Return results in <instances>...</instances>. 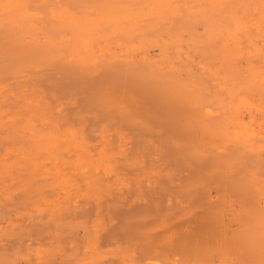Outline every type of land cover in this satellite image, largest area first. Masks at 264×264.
Masks as SVG:
<instances>
[{"label":"rangeland","instance_id":"rangeland-1","mask_svg":"<svg viewBox=\"0 0 264 264\" xmlns=\"http://www.w3.org/2000/svg\"><path fill=\"white\" fill-rule=\"evenodd\" d=\"M54 1L56 2L48 0V3L47 0H42L41 2L43 3H40L41 5L36 7L35 5H39L40 0L28 1L30 3H27L26 9L29 10V13H34L35 15L25 24L24 34L19 35L16 31H12L6 23L0 29V41L3 43H0V51H2L0 54V91L4 89L1 91L2 94L0 93V118L3 119H0V171L2 172H0V264H264V85L260 81L263 80L264 83V74H259L256 77L254 74L247 75L245 73L247 65L257 66L256 68L263 67L264 55L257 58H262L257 61L253 60L256 59L254 57L249 58L251 60L246 62L243 56L241 58L245 62L241 61V58H239L241 62H234L238 65L236 66L239 71V78L235 77V79H242L248 76L247 80L251 81L250 84L253 83L251 84V86L253 85L252 87L242 88L241 90L232 84L233 81H236L233 80L234 78L231 79L234 76H227L228 74H225V70L223 69V71L219 67L218 63L220 61L217 59V54L222 45L219 40H213L215 42H213L214 45L212 42L207 43L208 46L205 45L206 48L204 47L202 52L204 55L210 52L209 48L211 47V53H213V49L218 51H214L215 56H212L211 53L210 55L207 54V57L211 56L208 59H204L206 56L203 57L204 55L194 52L195 50H193L191 45L189 47L191 40L189 43L187 41L191 39L190 33L197 38L202 36L198 38L200 41L201 39L205 40L206 32L201 29V27H204L202 23H200L202 25L199 22L195 24L197 21L192 20L193 25H191L188 20L187 22L190 23L191 27H186V30L194 28L192 26L196 25L194 29L197 32H186L184 26H189V23L181 27L185 31L179 32L178 26L170 27L169 24L172 23L166 20L168 18H163L162 21L165 20V23L162 21V23L160 21V23H153L154 21L150 20L152 19L151 17L148 15L147 17L149 18L144 17L146 13H142L143 16L139 19L138 23V25L141 24V30L138 26L139 31L134 32L130 28L131 25H129V27H126V30L122 28V34H124L123 30H125L129 35L125 33L123 38L122 34L119 33L120 35H118L117 32L116 34L119 36L117 38L114 35L115 31L121 30L120 27L118 29L117 27L120 24H123V27H125L127 20H124L126 22L119 21L120 23L118 22L117 27H114L113 24L111 25L109 16L112 17L115 14L112 7L110 13L113 12V14H107V21L109 22L107 23L105 20L109 24V27H105V22L98 23L100 19L97 20L98 22L95 20L94 16L99 15L96 11L97 5L95 6L94 4V12L93 10L90 11L92 9L90 7L92 3H88L90 0L88 2L85 0H74V3L70 1L71 5L69 0H58V3L57 0ZM93 1L91 2L98 3L99 1L100 3L102 2L101 4L105 2L112 6L121 4L120 0L118 2L117 0ZM147 1L141 0L139 3L138 1L136 2L140 7ZM179 1L176 0V3L178 2L176 6L181 2L183 3L184 0ZM195 1L200 2L199 4L203 2V5L206 7L210 2V0ZM45 2L48 4L45 5ZM81 2L84 3L82 4ZM123 2L125 1L123 0ZM185 2L183 5L180 4L182 5L180 10L183 14L180 13L181 11H178V14L177 12L174 13V17L176 16L177 19L173 21V17L171 18L173 24L180 26L181 23H186L183 22L187 18L183 7L185 6ZM194 2L192 4L196 3ZM55 3L57 5L62 4V7H65L66 4L67 10L71 8V12H68L69 15L71 13L70 16H73V19H76L74 20L77 22V27L83 28L84 26L83 29L80 28V36L82 38L86 33L90 35L86 34L87 38L86 36L83 39L78 38L77 34L79 35V30H76L75 27L56 25L53 20V23H51L47 18V13L49 15L48 10L53 9V6L57 7V5H54ZM132 3L133 6L135 2ZM176 3L174 1L171 6L177 8L174 6ZM50 4H52V8ZM47 5L50 6L47 7ZM82 5L84 6L83 9H79V7L82 8ZM132 8L136 11L138 6L137 8ZM86 11H89L88 15ZM74 13L75 15L80 14V19ZM100 13L102 12L100 11ZM166 15L164 14L165 17ZM182 15L184 16L182 17L183 19L181 18ZM179 18L183 21H179ZM83 19L86 22L89 20L92 27L89 23V27L85 23L82 25ZM79 20L81 21L79 22ZM103 24H105L104 27ZM52 26L57 29L59 28V31L55 29V32H53L54 27L52 28ZM142 27L148 31L146 36L148 33L150 34L147 36L149 38L143 35L144 38L146 37V39H143V43L145 44L148 41L149 43H146L147 46L140 43L139 47L138 42L142 38L139 40L138 36L141 35L140 33H144L142 31L145 30H142ZM129 28L130 30H128ZM66 31L68 33L72 31V36L77 32L76 36H73L77 37L74 41L76 42L78 39L79 42L82 41L84 47H88L87 49L84 48V52L85 50H89V52L87 51L89 54L86 52L88 56L87 60L90 54H92L88 60L91 61V64L88 61L84 63L86 57L83 59L84 57L82 58V56L84 55H80L84 53L82 52L83 50L80 53L78 49V46H81L82 43H75L71 35V37H68L69 34ZM13 32L18 34L17 40H14L16 35ZM103 32L106 33L104 36ZM136 32L139 33L137 34ZM178 32L180 39L184 37L181 40L183 42L180 41L181 43H179L182 45H180L181 48L178 47L179 45L177 47L172 46V40L168 39L169 41L165 44L168 45L170 43V46H168V52L166 51L168 54L165 52L164 57L157 50V48H161V46L159 48V45H162L163 42H159L161 44H158L157 41H161V39L165 41V38L170 37L169 34L173 36ZM12 33L15 37L12 36ZM165 34L168 37H165ZM158 36H161V38ZM12 38L15 41V50H12L13 45L11 44V52L14 53L16 51L21 56H15L13 53L9 54L10 51L8 52V50L10 48L9 46L7 48V44L13 43ZM19 38L22 41L17 43ZM136 38L137 40L135 41ZM72 41L78 46H75ZM87 41L89 45L85 43ZM260 41L264 44L263 39ZM165 44L163 47L165 46L166 49L167 46ZM243 45L245 46V44ZM83 46L81 49H83ZM258 46L260 47L261 44H258ZM71 47H76V50L71 49ZM172 47L176 49L180 48V52L184 53H180L179 50L176 53L174 52L175 48L173 49ZM189 48H192V50ZM5 49H7L8 55L14 58L10 59L8 57L11 56L3 54ZM77 49L79 53H76L78 52ZM69 52L72 56L74 55V58L80 55L78 58L81 57L82 59L77 58L79 62L74 61V58H70ZM183 56H186V58ZM49 58L50 60L48 61ZM211 58H216V60L212 61ZM124 59L125 61H123ZM80 60L82 61L80 62ZM162 60L166 61L163 62ZM46 62L48 63L46 64ZM10 63L15 65L13 66ZM204 64L206 68H211L212 72L209 71L208 73L207 69L201 71L203 69L201 67L205 68ZM41 65H45L46 67L42 69V67L40 68ZM16 66L17 69L15 68ZM242 66L244 69H241L243 68ZM214 68L216 69L215 73H213ZM6 69L8 72H6ZM159 69L160 73L157 74ZM171 69L172 72H170ZM240 69L245 71L242 72ZM166 74H170L172 79L166 81L170 78L166 79ZM258 76H261L262 79H259ZM254 77L255 79L257 78V81L254 80ZM170 81L172 84H168L167 89L166 85ZM173 81L174 83L176 81L180 86H187L188 82L191 83L190 81H193L195 87H197L196 89L201 90V94L206 96L205 98H203L204 96L200 99L197 98L199 99L197 104L203 102L201 103L202 105H197V108L196 106H191L190 102H193L192 97L194 95L192 96L190 92H186V94H191V97L187 98L189 95L183 96L181 93H184L185 87L183 91V86L180 88L177 84V87L179 86L182 90H180L181 92H177V89L171 86L173 85ZM218 83L223 84L219 85ZM164 87L166 88L164 89ZM187 87L188 89L190 88L189 86ZM258 87L259 90H257ZM102 89L107 94H103L104 90L102 91ZM197 92L196 94H198ZM211 93L212 96L214 95L213 97ZM102 95L106 97V100L108 97L118 96V101L121 99L119 105L116 106L112 101L111 103L115 104V108L118 107L117 114L120 109L122 112L119 114L121 115L120 117H125L124 114H127L125 118L129 121H125V118H123L124 120L120 119L117 114L112 115L110 112H105L108 109L113 112L110 108H114V106L109 107L106 101L105 105L109 108L104 109L103 107V109H100L102 105H97L95 99ZM157 95L160 99H158ZM223 95L226 98L229 96L230 100L233 96L245 97L247 100H250L249 103L251 104L247 103L246 106L234 105L235 115L239 123L234 127V131L233 128H230V132L236 135V129L237 134L240 132L238 136L241 137L250 128L252 134L247 133V138L244 135L245 139L243 137L234 139L227 136L230 135L229 130V133L226 132L224 135L221 132L223 130L220 129L218 136L222 133L223 137H218L216 134L213 135L219 139L215 138L211 142L213 145L210 143V147L202 148L203 152L195 150L200 146L196 147L194 149L196 155L193 154L196 159H194L190 155L192 148L190 149L188 145L192 146V142L190 140H183L181 135H187L189 130L190 133L191 130L196 132L201 131L204 128L200 129L203 123H206L207 126L217 122L219 117L216 118L218 114L215 112L226 110L229 104L226 103V105L218 106L219 108L216 111L215 109L212 110L213 105L211 103H213V98L216 99V97L218 98V96ZM163 96L165 97V104L163 102L164 98L162 99ZM167 96L174 97V100L171 97L168 100ZM177 96L179 99L175 98ZM112 97L109 99L112 100ZM26 99L30 101L27 103L22 101ZM115 99L117 100V97ZM228 99L226 100L227 102H229ZM242 99L245 101L244 98ZM116 100L115 102H118ZM247 100L246 102H248ZM169 104L175 105L172 108L175 109V112L173 111L175 114L171 112L173 115L167 113L166 108H168L167 105ZM6 105H10L11 107H7ZM30 105L33 106L31 107ZM128 106L130 111L128 110ZM15 108L18 109L16 110ZM202 108L203 110L209 109L208 111L212 115H206L207 117L203 115L204 111L201 110ZM34 109H36V112ZM176 109L180 111L178 113L182 117H185L183 118L186 119V123L182 122L175 125V122H172L173 119L176 120L175 117L178 115ZM126 110L131 115L128 111L126 113ZM15 111H17V114L18 111H21L22 115L20 113L15 115ZM30 111L32 112L29 114ZM214 113L215 115L213 116ZM27 114L33 118L28 117ZM168 114H171V116ZM193 114L195 119L198 120H194V116H192L193 122L192 118L187 120ZM19 115H21V118L23 116V122L21 118H19V121L16 119L14 125L11 124L13 123L11 119L7 121L10 117L16 118ZM196 115L200 118L196 117ZM136 120L137 122H135ZM24 122L26 124L29 123L28 125L31 128L35 127L32 130L38 133L40 131L42 134L43 132H50L45 133L44 137L42 134L37 135L38 138L36 137L39 140L46 139L42 142L45 145H50L48 147L51 149L47 148L49 151L46 154L44 153L45 155L43 154L44 151L40 153L36 150L37 152H34L33 141L32 143L30 141V139L32 140L29 136L30 132H28V129L21 128ZM244 126L246 129L241 132L242 129L239 130V128ZM11 128L12 130H19L20 135L17 137V135L13 134V136L12 130L10 131ZM175 128L177 131H175ZM183 128L187 129L186 133H184L185 129ZM22 130L26 131L23 132ZM33 134L35 133L32 132L31 136ZM50 134H52L53 139L56 135V140L49 138L51 137ZM61 135H64L63 139L65 141ZM198 135H200V132ZM21 136H23L22 139ZM221 137L227 141L221 140ZM228 137L231 138V141L230 138L228 141ZM69 138L73 139L69 141ZM232 139H234V143L236 144H233ZM241 139L244 140H242V143L240 142ZM47 140L49 143L46 142ZM67 140L70 143L66 142ZM74 141L79 145H74V147ZM40 142L41 140L39 144L42 143ZM76 147L78 150L75 149ZM13 149L14 151H12ZM23 149L25 150L23 151ZM28 149L31 152L27 151ZM15 150L19 151L18 154ZM203 153L205 154L203 155ZM27 154L31 156L29 157L30 159H26L27 156L25 155ZM200 155L201 157L199 158ZM1 157H3L2 160ZM222 161H224L223 164ZM6 172L9 176H7ZM222 184H224L223 187H220ZM213 215H216L217 223L215 222L216 219L214 221ZM207 218H211L210 222L214 221L211 222V224L214 223V226L210 227L208 225L210 222ZM208 226L209 229H206ZM210 228L212 229L210 230ZM204 242L206 244L203 245Z\"/></svg>","mask_w":264,"mask_h":264},{"label":"bare ground","instance_id":"bare-ground-1","mask_svg":"<svg viewBox=\"0 0 264 264\" xmlns=\"http://www.w3.org/2000/svg\"><path fill=\"white\" fill-rule=\"evenodd\" d=\"M29 0H0V29H2V27H4V23H6V24H8V26L10 27V29L12 30V31H16L19 35L20 34H24V32H23V30H24V27H25V24H27V21L29 20V19H31V18H33V16L35 15L34 13H29V10H27L26 9V6H28L27 5V3H30V2H28ZM42 0H40V2H39V5H35V7L36 6H40L41 4L40 3H43V2H41ZM72 3H74L73 1L74 0H69V3H70V5H71V2ZM86 2H88L89 0H85ZM84 1V2H85ZM91 1H93V0H90V2H88L89 4L90 3H92V5L90 6V7H92V9L90 10V11H92L93 10V12H94V7L97 5V10H96V8H95V10L98 12L97 14H99L98 16H94V18H95V20L97 21L98 19H102L101 21L100 20H98L97 22L98 23H104L105 22V20L107 21L108 20V16H107V14H110L111 15V13L113 14V12H115V14L111 17V16H109V18L111 19L110 20V22H111V25L113 24L114 25V27H117L118 25V22L119 21H123V22H126V21H124V20H127V24H126V26L125 27H123V24L120 26H118L117 27V29L120 27L121 28V30L120 29H118V30H116L115 31V34L114 35H116V37L118 38L119 36H117V34L118 35H120V34H122L123 32H122V28H124L125 30H126V27H129V25H131V29H132V31H137L138 30V26H139V29L141 30V27H140V25H138V23H139V19H141V17L143 16V14L142 13H146V14H144V17L146 16L147 17V15L149 16V17H151L152 19H150V20H153L154 22L153 23H160L162 20H163V18H168V19H166L168 22L170 21V23H172V24H169L170 25V27H173V26H178V31L179 32H181V31H185L186 30V27H191L190 26V23H191V25H193L192 24V20H194V21H197V23L195 22V24H198V22H199V24L200 23H202L203 24V26L204 27H201V29H203V31H205L206 32V36H205V40H203V39H201V41L198 39V38H201L202 36H200V37H196L195 35H193L192 33H190V32H197V31H195L196 29H194V28H196V25L195 26H192V27H194V28H191V29H189V30H186V32H188L189 31V33L191 34V39H189V41H187L188 43L190 42V40H191V44L189 43V47H191L192 46V48H193V50H195L194 52H198V54L200 53V54H202V52H203V49H204V47L206 48V46H208V44H209V42H214V41H217V40H219V42L222 44L221 45V49L220 50H218L219 51V53L217 54V59L220 61V63H218L220 66L219 67H221L222 68V70L224 69L225 70V74H228L227 76H234V77H232L231 79H233V80H236V81H233L232 82V84L233 85H236L237 87H239L241 90H242V88H247V87H250L251 86V84H253V83H251L250 84V82L251 81H249V80H247V77L246 78H240V79H235V77H238L239 78V71L237 70V64H235L234 62H236V61H239L240 59L239 58H241V57H243L245 60H246V62H249L251 59H249V58H256V59H253L254 61L256 60H261L262 58H260V59H257V58H259V57H263V55H264V44H262V41H260V40H264V0H210V2H209V4H208V6L206 7V6H204L203 5V2L201 3V4H199L200 2H196L195 0H190L189 2H188V0H182L183 1V3L185 2V6H183L184 7V9H185V13H186V16H187V18H185V19H187L186 21H185V19H184V21L183 20H181L180 18H179V21H183V22H186V23H184V24H182L181 23V25L179 26V25H177V24H173V21H174V19H177V17L175 18L174 17V13L175 12H177V14H178V11H181L180 10V7H182V5H183V3L181 2V3H179L178 4V6H176L177 5V3L178 2H180L179 0H178V2L176 3V0H148L145 4H142L140 7H139V4H137V2L136 1H138V3H139V1H141V0H129V1H126V0H124L125 2H123V0H122V2H121V0H120V3L121 4H116V5H113V6H115V7H113L111 4H109V3H103V4H101L99 1H98V3H93V2H91ZM119 0H117V2H118ZM175 1V3L176 4H174V6H176L177 8H173L171 5L173 4V2ZM195 3V4H192L193 2ZM34 2V1H33ZM47 2H48V0H47ZM53 2H56V1H54L53 0ZM65 2V1H64ZM83 2V3H84ZM85 2V3H86ZM132 2H135V4L132 6ZM145 2V1H144ZM144 2H142V3H144ZM49 3V2H48ZM48 3H46L45 2V5L46 4H48ZM57 3H58V0H57ZM78 3V2H77ZM82 3V2H81ZM82 3V4H83ZM101 5H100V4ZM123 3V4H122ZM68 4V3H67ZM87 4V3H86ZM94 4H95V6H94ZM137 4V5H136ZM140 4H141V2H140ZM180 4H182V5H180ZM199 4V5H198ZM33 5V4H32ZM44 5V4H43ZM51 5V8H52V4H50ZM50 5H47V7L48 6H50ZM54 5H57L56 3L54 4ZM73 5V4H72ZM88 5V4H87ZM86 5V6H87ZM101 7H100V6ZM180 5V6H179ZM207 5V4H206ZM69 6V5H68ZM79 6H81V5H79ZM84 6H85V4H84ZM83 5H82V8L81 7H79V9H83V7H84ZM134 7V8H137V6H138V8L136 9V11L132 8V7ZM44 7V6H43ZM88 7V6H87ZM86 7V8H87ZM99 7H100V9H99ZM111 7H112V9L114 10H111V11H113V12H111L110 13V9H111ZM55 8V9H54ZM69 8V7H68ZM73 8H74V6H73ZM78 8V7H77ZM71 9V8H70ZM70 9L69 10H67V8H66V4H65V7H62V4H59V5H57V7L56 6H53V9H50V10H48L49 11V15H48V13H47V18L51 21V23H53V21L56 23V25L57 24H59V25H61V26H63V27H75V29L76 30H79L78 32H79V35L77 34V32L75 33V35H73V36H76V34H77V36H78V38H82V36H80V34H81V31H80V28L81 29H83L84 28V26H83V28L82 27H77V22H75V20L73 19V16H70L71 15V13H70V15H69V12L68 11H70ZM88 9V8H87ZM99 9V10H98ZM86 10V9H85ZM183 10V9H182ZM82 11V10H81ZM100 11L102 12V13H100ZM109 11V12H108ZM31 12H33V11H31ZM71 12V11H70ZM75 12H77V11H75ZM86 12H88L87 13V15L89 14V11H86ZM180 13H182L183 14V12L181 11ZM81 14H83V13H81ZM96 14V13H95ZM164 14H167L166 15V17L164 16ZM74 15H75V13H74ZM87 15H85V16H87ZM180 15V14H179ZM178 15V16H179ZM49 16V17H48ZM75 16H78V18H79V16H80V14L79 15H75ZM106 16H107V18H106ZM84 17V16H83ZM100 17V18H99ZM143 17V18H144ZM149 17H147V18H149ZM154 17V18H153ZM173 17V18H172ZM180 17V16H179ZM182 17H184L183 15L181 16V18ZM43 18V17H42ZM173 19V21H172V19ZM80 19V18H79ZM87 19V18H86ZM183 19V18H182ZM53 20V21H52ZM94 20V21H95ZM145 20V19H144ZM190 21V23L189 22H187V21ZM81 20H79V22H80ZM88 22H86V20L85 19H83V22H82V25H83V23H85V24H87V26H88V23H89V25L91 26L92 24H91V22L89 21V20H87ZM128 21H129V24H128ZM147 21V20H146ZM160 21V22H159ZM165 21V20H164ZM164 21H162V22H164ZM109 21H107V23H108ZM145 22V21H144ZM161 22V23H162ZM93 23V22H92ZM97 23V24H98ZM106 22H105V24H106V26H105V24H103V27L105 26V27H107L109 24H107ZM120 23V22H119ZM131 23V24H130ZM152 23V22H151ZM165 23V22H164ZM177 23H179V22H177ZM187 23H189V26H187V25H185V24H187ZM5 24V25H6ZM202 24H200V25H202ZM49 25V24H48ZM51 25V24H50ZM116 25V26H115ZM168 25V24H167ZM183 25H185L184 26V28H185V30H184V28H181V27H183ZM199 25V26H200ZM81 26V25H80ZM99 26V25H98ZM9 27H8V29H9ZM54 26H52V28H53ZM59 27V26H58ZM89 27V26H88ZM92 27V26H91ZM109 27V26H108ZM151 27V26H150ZM155 27V26H154ZM51 28V29H52ZM77 28H79V29H77ZM87 28V27H86ZM99 28H100V26H99ZM130 28L128 29V30H130ZM158 28H159V26H158ZM17 29V30H16ZM49 29V28H48ZM53 29H54V31H53ZM52 29V31L53 32H55V29H57V28H53ZM59 29V28H58ZM57 29V30H58ZM64 29V28H63ZM72 29V28H71ZM71 29H69V30H71ZM116 29V28H115ZM143 29H145V28H143L142 27V30ZM151 29V28H150ZM156 29V28H155ZM193 29V30H192ZM205 29V30H204ZM42 30V29H41ZM45 30V29H44ZM50 30V29H49ZM68 30V29H67ZM88 30H91V29H88ZM105 30H106V28L104 29V32H105ZM121 32H120V31ZM125 30H123L124 31V34L126 33V34H128V32L127 31H125ZM146 30V29H145ZM142 31V32H144V33H140L141 35H142V37H140V36H138L139 37V40L142 38V40L140 41V42H138V44H139V47H140V43L142 44L143 43V39H146V37L148 36V35H150L149 33L147 34V36H146V33L148 32L147 30L146 31ZM59 31V30H58ZM73 31V30H72ZM72 31H70V33H68L67 31V33L69 34V36L68 37H71L72 36ZM87 31V30H86ZM92 31H93V29H92ZM98 31V30H97ZM139 31V30H138ZM14 33L15 35H16V37H15V35L13 34L12 36L13 37H15L14 38V40L16 39H18L17 38V33ZM30 32V31H29ZM46 32H48V31H46ZM51 32V31H50ZM85 32V31H84ZM90 32V31H89ZM88 32V33H89ZM100 32V31H99ZM103 32V33H104ZM118 32V33H117ZM134 32H131V33H134ZM165 32V31H164ZM163 32V33H164ZM170 32V31H169ZM179 32L176 34V35H170L171 34V32H170V34H169V36L170 37H172V39H170V37L169 38H165V41H162V40H164V39H161V41H159L158 40V38H157V42H158V44H161L162 42H163V44L162 45H159V48H160V46H161V48L160 49H158L157 48V50H158V52H160L162 55H164V54H166L167 52H168V46H170V43L167 45V44H165L166 42H168L169 40H172V46L174 45L175 47H177L178 45V47H180L181 48V44H179V43H181V42H183V41H181V40H183V38L181 37V39H180V35H179ZM204 32V33H205ZM37 33V32H36ZM94 33V32H93ZM102 33V34H103ZM108 33V32H107ZM117 33V34H116ZM120 33V34H119ZM137 34L139 33V32H136ZM29 34V33H28ZM53 34V33H52ZM56 34V33H55ZM54 34V35H55ZM74 34V33H73ZM87 34V33H86ZM82 34L83 35V38H84V36H86V38H87V35H90V34ZM92 34V33H91ZM106 33H104L103 34V36L105 35ZM124 34H122V36H123V38H124ZM166 34H168L167 32H166ZM165 34V37H168L167 35ZM203 34V33H202ZM32 35V34H31ZM37 35V34H36ZM71 35V36H70ZM95 35V34H94ZM129 35V34H128ZM135 35V34H134ZM143 35L144 36H146L145 38L143 37ZM198 35V34H197ZM22 36V35H21ZM45 36V35H44ZM60 36V35H59ZM71 37L72 38V40L74 41V39L75 38H77V37ZM80 36V37H79ZM93 36V35H92ZM91 36V37H92ZM193 36V37H192ZM195 36V37H194ZM203 36H204V34H203ZM35 37V36H34ZM51 37V36H50ZM57 37V36H56ZM89 37V36H88ZM132 38H133V36H131ZM134 37H136V36H134ZM157 37V36H156ZM158 37H160L161 38V36H158ZM186 37V36H185ZM1 38V37H0ZM24 38V37H23ZM30 38H32L31 36H30ZM38 38V37H37ZM59 38V37H58ZM82 38V39H83ZM147 38H149V37H147ZM159 38V39H160ZM186 38H188V37H186ZM185 38V39H186ZM204 38V37H203ZM7 39V38H6ZM56 39V38H55ZM61 39V38H60ZM122 39V38H121ZM151 39V38H150ZM169 39V40H168ZM1 40V39H0ZM12 40H13V38H12ZM13 40V43L11 42V43H9V44H7V41H6V44H7V48H8V46H9V48L11 47V44L13 45V48H12V50L14 49L15 50V41ZM33 40V39H32ZM50 40V39H49ZM64 40V39H63ZM76 40V39H75ZM86 40V39H85ZM106 40V39H105ZM126 40H127V38H126ZM130 40H132V39H130ZM137 40V38L135 39V41ZM148 40V39H147ZM167 40V41H166ZM186 40H188V39H186ZM203 40V41H202ZM210 40V41H209ZM214 40V41H213ZM4 41V40H3ZM20 41H22L21 40V38H19V41H17V43L18 42H20ZM23 41H24V39H23ZM39 41V40H38ZM52 41V40H51ZM73 41H72V43H73ZM78 41V42H77ZM77 41L75 42V43H82V41L81 42H79V40L77 39ZM121 41V40H120ZM181 41V42H180ZM84 42V41H83ZM154 42V41H153ZM159 42H161V43H159ZM171 42V41H170ZM259 42V43H258ZM0 43H2V41H0ZM51 43V42H50ZM54 43V42H53ZM67 43H69L68 41H67ZM86 44L88 43V41L87 42H85ZM146 43H149V41L148 42H146ZM146 43L144 44L143 43V45H146ZM208 43V44H207ZM215 43V42H214ZM214 43H213V45H214ZM261 44V46L258 48L257 47V45L258 44ZM263 43H264V41H263ZM3 44V43H2ZM34 44V43H33ZM74 44V43H73ZM86 44H85V46H86ZM118 44H121V43H118ZM166 45L167 46V48L165 49V46L163 47V45ZM243 44H245V46L243 45ZM75 45V44H74ZM74 45H72V46H74ZM77 45V44H76ZM75 45V46H76ZM87 45H89V43L87 44ZM136 45V44H135ZM134 45V46H135ZM155 45H157L156 43H155ZM181 45V46H180ZM191 45V46H190ZM206 45V46H205ZM212 45V46H213ZM2 46V45H1ZM78 46V45H77ZM80 46V45H79ZM79 46H78V49L80 50V53H81V50H83L82 52H84V48L85 49H87L86 47H84L83 46V43L81 44V46H80V48H79ZM82 46H83V49H81L82 48ZM138 46V45H137ZM147 46V45H146ZM209 46H211V45H209ZM220 46V45H219ZM3 47V46H2ZM18 47V46H17ZM127 47V46H126ZM175 47H172L173 49L175 48ZM215 47H217V46H215ZM70 48V47H69ZM108 48V47H107ZM156 48V47H155ZM174 49V52H178L177 50H179V52L181 51V49ZM192 48H189V49H191L192 50ZM212 48V47H211ZM211 48H209L210 49V52H206L207 54H209L210 55V53H211ZM71 49H73V50H76V47H74V48H72L71 47ZM78 49H77V51H78ZM140 49V48H139ZM1 50V49H0ZM2 50H4V49H2ZM29 50V49H28ZM136 50H137V48H136ZM214 51H216L215 49H213ZM7 51V49H5V51H3L4 53L3 54H6V56L8 55V53L6 52ZM10 51V53L9 54H11V53H13V52H11V48L8 50V52ZM88 52H89V50H87ZM86 50H85V52L82 54H80V55H84V56H82V58L83 59H85V57H86V59H85V61H84V63H86L88 60H89V58L91 57V55L92 54H90V56H89V58H88V60H87V54H86V52H87ZM126 51V50H125ZM141 51V50H140ZM152 51V50H151ZM167 51V52H166ZM207 51V50H206ZM209 51V50H208ZM214 51H213V53H211V55L213 56H215V54H214ZM218 51H216V52H218ZM1 52L2 51H0V54H1ZM29 52H30V50H29ZM29 52H27V53H29ZM37 52V51H36ZM53 52V51H52ZM87 52V53H88ZM157 52V53H158ZM166 52V53H165ZM43 53V52H42ZM56 53H58L57 51H56ZM60 53V52H59ZM76 53H79V51L78 52H76ZM157 53H156V56H157ZM180 53H184V52H180ZM180 53H178V54H180ZM13 54H15V56H18L19 54H18V52H14ZM55 54V53H54ZM69 54H70V52H69ZM89 54V53H88ZM110 54V53H109ZM168 54V53H167ZM173 54V53H172ZM207 54L206 55H204V54H202V55H204L203 57H205L206 56V58H204V59H208V58H210V57H207ZM25 55V54H24ZM47 55V54H46ZM45 55V56H46ZM78 55V54H77ZM80 55H78V57L80 56ZM161 55V56H162ZM182 55V54H181ZM208 55V56H209ZM6 56H4L5 58H7ZM8 56H11V55H8ZM19 56H21V55H19ZM28 56H29V54H28ZM72 55L70 54V58H74L73 56L71 57ZM153 56H155V55H153ZM179 58H181L179 55H177ZM198 56V55H197ZM26 57V56H25ZM51 57H53V56H51ZM50 57V58H51ZM77 57V58H78ZM118 57V56H117ZM164 57H165V55H164ZM183 57H185L186 58V56H183ZM188 57V56H187ZM8 58H14L13 56H11V57H8ZM50 58L48 59V61L50 60ZM77 58H74L73 60L74 61H76V62H79V61H77ZM81 57L80 58H78V59H82ZM158 58V57H157ZM162 58V57H161ZM4 59V58H3ZM2 59V60H3ZM17 59V58H16ZM144 59V58H143ZM160 59V58H159ZM158 59V60H159ZM163 59V58H162ZM176 59V58H175ZM242 60V58H241V61H244L245 62V60ZM247 59H248V61H247ZM14 60V59H13ZM27 60V59H26ZM72 60V59H71ZM91 60V59H90ZM97 60V59H96ZM129 60V59H128ZM178 60H181V59H178ZM211 60L213 61H215L216 60V58H211ZM210 60V61H211ZM82 60H80V62H81ZM120 61V60H119ZM123 61H125V59L123 60ZM163 61V60H162ZM164 61H166V60H164ZM163 61V62H164ZM191 61V60H190ZM211 61V62H212ZM241 61H239V62H241ZM24 62V61H23ZM90 64H91V61H88ZM132 62V61H131ZM200 62V61H199ZM264 62V61H263ZM8 63V62H7ZM26 63V62H25ZM48 62H46V64H47ZM83 63V62H82ZM198 63V62H197ZM196 63V64H197ZM251 63V62H250ZM5 64V63H4ZM10 64H12L13 65V63H10ZM18 64V63H17ZM45 64V65H46ZM65 64V63H64ZM209 64H211V63H209ZM208 64V65H209ZM238 64H240V63H238ZM242 64V63H241ZM11 65V66H12ZM15 65V64H14ZM13 65V66H14ZM22 65H24V64H22ZM21 65V66H22ZM26 65V64H25ZM45 65H41L40 66V68L42 67V69L43 68H45L46 66ZM171 65V64H170ZM201 65V64H200ZM205 65V64H204ZM207 65V66H208ZM237 65V66H236ZM7 66V65H6ZM10 66V68L12 69V67ZM243 66H245V65H243ZM242 66V67H243ZM5 67V66H4ZM3 67V68H4ZM28 67V66H27ZM38 67V66H37ZM212 67H213V64H212ZM257 67V66H256ZM256 67H253V66H251V65H247L246 66V72L245 73H247V75L249 74V75H251V74H254V76H256L257 77V75H261V74H264V66L263 67H261V68H256ZM259 67V66H258ZM16 69H17V66L15 67ZM22 68H24L23 66H22ZM39 68V67H38ZM39 68V69H40ZM82 68V67H81ZM155 68V67H154ZM153 68V70H155ZM201 68H203L201 71H203L204 69L206 70L207 69V71H208V73H209V71H211L212 72V69L210 68L209 69V67L208 68H206V65H205V68L204 67H201ZM15 69V70H16ZM21 69V68H20ZM38 69V70H39ZM63 69V68H62ZM169 69V68H168ZM167 69V70H168ZM173 69V68H172ZM172 69H171V71L170 72H172ZM241 69H244V67L243 68H241ZM240 69V70H241ZM1 70V69H0ZM4 70V69H3ZM29 70V69H28ZM41 70V69H40ZM61 70V69H60ZM174 70V69H173ZM187 70V69H186ZM204 70V71H205ZM216 69L214 68L213 69V73H215L214 71H215ZM221 70V71H222ZM223 70V71H224ZM12 71V70H11ZM14 71V70H13ZM23 72H24V70H22ZM63 71V70H62ZM105 71V70H104ZM156 71H158V70H156ZM156 71H155V74H156ZM163 71V70H162ZM161 71V72H162ZM242 72H244L243 70H241ZM6 72H8L7 71V69H6ZM14 72H16V71H14ZM14 72H12V73H14ZM18 72V71H17ZM83 72V71H82ZM154 72V71H153ZM164 72V71H163ZM169 72V71H168ZM104 73V72H103ZM150 73V72H149ZM158 73H160V69H159V71L157 72V74ZM167 73V72H166ZM193 73V72H192ZM213 73H211L212 75H213ZM224 73V72H223ZM1 74V73H0ZM16 74V73H15ZM18 74V73H17ZM63 74V73H62ZM65 74V73H64ZM147 74V73H146ZM12 75V74H11ZM27 75V74H26ZM167 75V76H166ZM165 76H166V79L168 78V77H170V78H168L166 81H169L170 79H172V77H171V75L170 74H166ZM237 75V76H236ZM241 75V74H240ZM7 76V75H6ZM9 76H10V74H9ZM23 76H24V74H23ZM61 76V75H60ZM123 76V75H122ZM188 77H189V75H187ZM216 76V75H215ZM214 76V77H215ZM219 76V75H218ZM223 76H225V75H223ZM226 76V77H227ZM33 77V76H32ZM66 77V76H65ZM69 77V76H68ZM156 77H158V76H156ZM188 77H186V79H188ZM252 77V76H251ZM16 78V77H15ZM19 78V77H18ZM47 78V77H46ZM67 78V77H66ZM65 78V79H66ZM249 78H250V76H249ZM258 78L259 79H262V77L260 76H258ZM264 78V77H263ZM17 79V78H16ZM191 80H192V78H190ZM252 79V78H251ZM257 79V78H256ZM255 79V77H254V80L255 81H257ZM37 80V79H36ZM51 80V79H50ZM60 80V79H59ZM176 80V79H175ZM181 80V79H180ZM208 80V79H207ZM229 80V79H228ZM2 81V80H1ZM26 81V80H25ZM41 81V80H40ZM39 81V82H40ZM46 81V80H45ZM127 81H129V80H127ZM183 81V80H182ZM195 81V80H194ZM199 81V80H198ZM206 81V80H205ZM262 83V85H264V83H263V80H260ZM33 82V81H32ZM97 82V81H96ZM99 82V81H98ZM165 82V81H164ZM187 82V81H186ZM191 83H189L188 82V85L187 86H189L190 88H192V89H188V87L185 85V83L184 82H182V84L184 83V85L185 86H183V85H181V86H183V88L175 81V83H174V81H173V85H171V86H173V88L175 89H177V92H181L183 89H184V87H185V91H184V93H181V94H183V96H187V95H189V96H187V98H190L191 97V94H192V101L193 102H190L189 103V105H191V106H196V108H197V105H202L201 103H203V102H200L199 104H197L198 103V101H199V99L200 98H202L204 95H202L201 93H202V91L200 92L199 91V89H196L197 87H195V85H194V83H193V81H190ZM206 82H208V81H206ZM60 83H62V82H60ZM162 83V82H161ZM167 83V82H166ZM192 83H193V85H192ZM197 83V82H196ZM220 83V82H219ZM218 83V84H219ZM230 83V82H229ZM258 83H259V81H258ZM170 84H172V82L170 81V82H168L167 83V85H166V87L167 86H169ZM176 84V85H175ZM177 84L180 86V88H182V90L179 88V86L177 87ZM181 84V83H180ZM187 84V83H186ZM189 84H191V85H189ZM223 84V83H222ZM222 84H219V85H222ZM47 85V84H46ZM114 85V84H113ZM137 85V84H136ZM260 85V84H259ZM261 85V86H262ZM16 86H17V84H16ZM60 86V85H59ZM151 86V85H150ZM170 86V87H171ZM213 86V85H212ZM253 86V85H252ZM251 86V87H252ZM2 87V86H1ZM71 87V86H70ZM108 87V86H107ZM166 87H164V89L166 88ZM195 87V88H194ZM224 87V86H223ZM228 87V86H227ZM230 87V86H229ZM236 87V88H237ZM260 87V86H259ZM259 87L257 88V90H259ZM3 88V87H2ZM136 88V87H135ZM148 88V87H147ZM159 88V87H158ZM179 88V89H178ZM220 88V87H219ZM142 89V88H141ZM161 89V88H160ZM167 89H168V87H167ZM202 89H203V87H202ZM4 89H1V91H3ZM99 90V89H98ZM104 89H102V91H103ZM181 90V91H180ZM204 90V89H203ZM235 90H237V89H235ZM245 90V89H244ZM256 90V91H257ZM0 91V93L2 94V92ZM18 91V90H17ZM32 91V90H31ZM101 91V92H102ZM115 91V90H114ZM138 91V90H137ZM155 91V90H154ZM163 91V90H162ZM196 91H198L197 93L198 94H196ZM205 91V90H204ZM210 91V90H209ZM240 91V90H239ZM238 91V92H239ZM249 91V90H248ZM254 91V90H253ZM23 92V91H22ZM99 92V91H98ZM119 92V91H118ZM143 92V91H142ZM186 92H190L191 94H186ZM237 92V93H238ZM244 92V91H243ZM111 93V92H110ZM109 93V94H110ZM163 93V92H162ZM165 93V92H164ZM210 93V92H209ZM254 93V92H253ZM25 94V93H24ZM103 94H107V92L104 90L103 91ZM112 95H113V93H111ZM167 94V93H166ZM264 94V93H263ZM28 95V94H27ZM96 95V94H95ZM116 95V94H115ZM152 95V94H151ZM201 95V96H200ZM39 96V95H38ZM37 96V97H38ZM158 96V95H157ZM160 96H162V95H160ZM166 96V95H165ZM171 96H173V95H171ZM171 96H167L168 97V100H170V98L169 97H171ZM211 96H212V93H211ZM214 96V95H213ZM212 96V97H213ZM244 96V95H243ZM101 97V98H100ZM98 96V97H96L97 99H95L96 101H95V103L97 104V105H99V106H101V108L100 109H103V107H104V109H107V108H109V107H113L114 106V108H110V110H112L113 112H111V111H109V109L106 111L105 110V112H110V113H112V115L113 114H117V108H115V104H116V106L117 105H119V102H120V100L121 99H119V101H118V96H111L112 97V100H110L109 98H111V97H108V99H109V101H107L105 98V96L103 97V95L102 96ZM117 97V100L115 99ZM159 97V96H158ZM166 97V98H167ZM206 96H204L203 98H205ZM216 97V96H215ZM247 97V96H246ZM258 97V96H257ZM23 98H25L24 96H23ZM33 98V97H32ZM164 98V104H165V97L163 96L162 97V99ZM172 98V97H171ZM174 98V97H173ZM172 98V99H173ZM175 98H178V96L177 97H175ZM197 98H199V99H197ZM208 99H209V97H207ZM229 98V99H228ZM242 98H244L245 99V101L242 99ZM242 98H240V97H237V96H233V97H231V100H230V97L229 96H227V98H226V96L225 95H223V96H218V98L216 97V99L215 98H213L214 100H212L213 101V103H211V105H213V107H212V110L213 109H215L216 111H217V108H219L218 106H222V105H226V103H228L229 105H228V107H227V109L226 110H224V111H219V112H215V113H217L218 115L216 116V118H218L219 117V119L217 120V122H214L213 124H211V125H207L206 126V123H203V124H201V128L200 129H202V127H204L201 131H203V132H201L200 130H199V132H200V135H198L199 134V132L197 131H192L191 130V133L189 132H187V129H185V128H183V129H185L184 130V133H186L187 132V135H181V137H182V139L183 140H190V142H192V146L190 145V144H188L189 145V147H190V149H191V157H194V155L193 154H195V152H194V149L196 148V147H198V146H200L198 149L196 148L195 150H201L202 152H203V150H202V148H207V146L208 147H210L211 146V142H213V140L215 139V138H217L216 136H218V134H220L219 132V130L220 129H222L223 131H221V132H223V134L225 135L226 134V132L227 133H229L230 132V128H233V131H234V127L235 126H237V124L239 123V121L237 120V117H236V115H235V106H246L247 105V103H249L250 102V100H247L245 97H242ZM17 99V98H16ZM105 99V100H104ZM113 99H114V101H113ZM131 99V98H130ZM158 99H160V97L158 98ZM158 99H156V100H158ZM179 99V98H178ZM229 100V102H227L226 100ZM27 100V99H26ZM22 100L23 102H25V103H27L28 101H30V100ZM73 100V99H72ZM115 100L116 101H118V102H115ZM140 100V99H139ZM144 100V99H143ZM142 100V101H143ZM148 100V99H147ZM174 100V99H173ZM246 100L248 101V102H246ZM4 101V100H3ZM91 101V100H90ZM103 101V102H102ZM105 101H106V103H107V105L109 106V107H106L107 105H105ZM111 101L112 102H114V103H111ZM159 101H161V100H159ZM167 101V100H166ZM172 101V100H171ZM170 101V102H171ZM211 101V100H210ZM209 101V102H210ZM211 101V102H212ZM32 102H34V101H32ZM76 102V101H75ZM109 102V103H108ZM122 102V101H121ZM208 102V103H209ZM31 103V102H30ZM29 103V104H30ZM94 103V102H93ZM92 103V104H93ZM184 103V102H183ZM188 103V102H187ZM207 103V104H208ZM7 104V103H6ZM9 104V103H8ZM113 104V105H112ZM125 104H126V102H125ZM175 104H177V103H175ZM249 104H251V103H249ZM248 104V105H249ZM37 105V104H36ZM94 105V104H93ZM103 105H105V106H103ZM163 105V104H162ZM178 105V104H177ZM180 105H181V103H180ZM235 105V106H234ZM3 106V105H2ZM7 106V105H6ZM8 106H10V105H8ZM7 106V107H8ZM31 106V105H30ZM33 106V105H32ZM31 106V107H32ZM168 106V108H166L167 109V113H174L175 112V109H172V108H174V106L171 104H169V105H167ZM170 106H171V108H170ZM173 106V107H172ZM11 107V106H10ZM126 107H127V105H126ZM134 107V106H133ZM200 107V106H199ZM36 108V107H35ZM37 108H38V106H37ZM69 108V107H68ZM98 108V107H97ZM131 108V107H130ZM192 108V107H191ZM8 109H10V108H8ZM16 109V108H15ZM18 109V108H17ZM16 109V110H17ZM19 109H22V108H19ZM115 109V110H114ZM195 109V108H194ZM35 110V112H36V109H34ZM33 110V111H34ZM39 110V109H38ZM123 110V109H122ZM128 110H129V106H128ZM128 110H126L125 112L127 113V111ZM169 110H172V111H170L169 112ZM201 110H203V108L201 109ZM209 109H205V110H203L204 111V114L203 115H212V113L210 114V111H208ZM130 111V110H129ZM128 111V112H129ZM174 111V112H173ZM176 111H177V109H176ZM203 111H202V113H203ZM21 111H18V114L20 113ZM32 111H30L29 112V114L31 113ZM79 112V111H78ZM103 112V111H102ZM121 111H120V109H119V113L117 114V116L118 117H120L121 115H119V114H121L120 113ZM143 112V111H142ZM178 112H180L179 110L177 111V113ZM260 112V111H259ZM9 113H10V111H9ZM15 115H18L17 114V111H15ZM41 113H43V112H41ZM40 113V114H41ZM82 113V112H81ZM123 113H124V110H123ZM130 113V112H129ZM141 113V112H140ZM164 113V112H163ZM171 113V114H172ZM197 113H198V111H197ZM215 113L213 114V116L215 115ZM257 113V112H256ZM21 114V113H20ZM24 114V113H23ZM48 114V113H47ZM50 115H51V113H49ZM108 114V113H107ZM171 114L169 115V116H171ZM175 114V113H174ZM192 114V113H191ZM199 114H201L200 112H199ZM22 115V114H21ZM21 115H19L18 117L16 116V118L14 119L13 118V116L12 117H10L7 121H9L10 119H11V122H13V123H11V124H13L14 125V122H15V120L17 119V121H19L20 119L19 118H21L20 116ZM38 115V114H37ZM109 115V114H108ZM112 115H111V117H112ZM130 115H131V113H130ZM134 115V114H133ZM132 115V116H133ZM141 115H142V113H141ZM155 115V114H154ZM173 115V114H172ZM184 115V114H183ZM27 116L28 117H30V118H33L32 116H30V115H28L27 114ZM44 116H46V115H44ZM110 116V115H109ZM116 116V115H115ZM122 116H123V114H122ZM124 116L126 117L127 116V114L125 115L124 114ZM156 116V115H155ZM163 116V115H162ZM186 116V115H185ZM192 116H194V114L193 115H190V117H188V119L187 120H189L190 118H192ZM198 115H196V117H197ZM48 117H50V116H48ZM91 117V116H90ZM125 117H120V119H123V118H125ZM130 117V116H129ZM134 117V116H133ZM135 117H136V115H135ZM152 117H154V116H152ZM166 117H167V115H166ZM184 117V116H183ZM182 117V115H180V113H178V115H177V117H175L176 118V120H172V122L174 121L175 123V125H178V123H186L187 121H185L186 119H184ZM199 117V116H198ZM207 117V116H206ZM209 117V116H208ZM253 117V116H252ZM35 118V117H34ZM37 118H39V117H37ZM46 118V117H45ZM149 118V117H148ZM162 118V117H161ZM174 118V117H173ZM200 118V117H199ZM202 118V117H201ZM1 119V118H0ZM22 122H23V116H22ZM36 119V118H35ZM127 118H125V121H127L126 120ZM130 119H131V117H130ZM170 119V118H169ZM204 119V118H203ZM215 119V118H214ZM247 119V118H246ZM1 120H3V119H1ZM12 120H14V121H12ZM83 120V119H82ZM124 120V119H123ZM133 120H134V118H133ZM165 120H167V119H165ZM192 120V122H193V118L191 119ZM191 120H190V122H191ZM194 120H198V119H195V116H194ZM252 120V119H251ZM6 121V120H5ZM16 121V123H18ZM50 121V120H49ZM80 121V120H79ZM113 121V120H112ZM129 121V120H128ZM127 121V122H128ZM132 121V120H131ZM130 121V122H131ZM32 122V121H31ZM84 122V121H83ZM135 122H137V120L135 121ZM189 122V121H188ZM195 122V121H194ZM200 123H201V121H199ZM241 122V121H240ZM252 122H253V120H252ZM1 123V122H0ZM7 123V122H6ZM64 123V122H63ZM197 123V122H196ZM3 124V123H2ZM29 124V123H28ZM28 124H26V122H24V124H22L21 125V128L23 129H28V132H30L29 133V136H30V138H32V140L30 139V141H31V143H32V141H33V143H32V146H34V152L37 150V151H39L40 153L42 152V151H44L43 152V154L45 153L46 154V152L47 151H49L51 148H49L48 147V145L49 144H47V145H45L44 144V142H42V141H45L46 139H44L43 137H44V134L45 133H50V132H43V134L42 133H38L37 131H33L32 129H34V128H31V126H29ZM170 124V123H169ZM198 124V123H197ZM208 124V123H207ZM259 124V123H258ZM25 125V126H24ZM148 125V124H147ZM200 125V124H199ZM240 125V124H239ZM252 125V124H251ZM2 126V125H1ZM170 126V125H169ZM11 127V126H10ZM16 127V126H15ZM15 127H13V128H15ZM30 127V128H29ZM59 127V126H58ZM172 126H170V128H171ZM239 127V126H238ZM250 127V126H249ZM38 128V127H37ZM105 128V127H104ZM156 128V127H155ZM225 129V131H224V129ZM16 129V128H15ZM12 130V128L10 129V131L12 130V135L14 134V135H17V137L20 135L19 133H20V131L19 130ZM18 129V128H17ZM134 129V128H133ZM167 129V128H166ZM169 129V128H168ZM171 129H173V128H171ZM240 129H242V131L241 132H243V130L244 129H246V127L244 126V127H241V128H239V130ZM228 130H229V132H228ZM248 130H249V132H248ZM245 133H244V135L246 136V134L248 133V134H252L251 132H250V128L248 129ZM13 131H14V133H13ZM23 131V130H22ZM22 131H21V133H22ZM26 130H24L23 132H25ZM175 131H177L176 130V128H175ZM16 132V133H15ZM32 132H34L35 134H33L32 136H31V133ZM57 132V131H56ZM180 132H181V130H180ZM179 131H178V133H180ZM235 132H236V135L235 134H231V132L229 133L230 135H227V136H230L231 138H234V139H239V138H241V137H243L244 135L243 134H241V135H243V136H238V134L240 133L239 131V133L237 134V131H236V129H235ZM234 132V133H235ZM53 133H55V132H53ZM115 133V132H114ZM136 133V132H135ZM135 133H133V134H135ZM161 133V132H160ZM160 133H158V134H160ZM192 133H194V134H192ZM198 133V134H197ZM7 134H8V132H7ZM40 134H42V136L43 137H39V138H43V139H40L41 140V142L43 143H41V144H39V139H37L38 138V136L40 135ZM56 134V133H55ZM58 134H59V132H58ZM62 134V133H61ZM65 134V133H64ZM69 134V133H68ZM183 134V133H182ZM192 134V135H191ZM216 134V136H213V135H215ZM247 134V135H248ZM11 135V137H13ZM38 135V136H37ZM46 135V134H45ZM52 134H50V136H51ZM60 135V134H59ZM58 135V136H59ZM71 135V134H70ZM73 135H75L74 133H73ZM249 135V136H250ZM255 135V134H254ZM8 136V135H7ZM48 136V135H47ZM47 136H45L46 138H47ZM53 136H54V134H53ZM64 135H61V137H62V139L64 138L63 137ZM66 136V135H65ZM72 136V135H71ZM76 136V135H75ZM83 136V135H82ZM212 136V137H211ZM220 136H222L223 137V135H222V133H221V135H219L218 137H220ZM244 136V137H245ZM6 137V136H5ZM16 137V136H15ZM22 137L23 136H21V139H22ZM37 137V138H36ZM49 137V136H48ZM55 138L53 139L52 138V136L51 137H49V138H52L53 140H56V135L54 136ZM60 137V138H61ZM68 137H70V136H68ZM72 137H74V136H72ZM130 137V136H129ZM133 137V136H132ZM180 137V136H179ZM221 137V140H223V138ZM230 137H228V141H229V138ZM243 137V139H245ZM33 138H34V140H33ZM38 140V142H37V140ZM49 138H47V139H49ZM83 138V137H82ZM211 138H212V140H211ZM225 139H226V137H224ZM231 138H230V141H231ZM246 138H247V136H246ZM5 139V138H4ZM15 139V138H14ZM59 139V138H58ZM65 139H67V138H65ZM73 138H69V141L70 140H72ZM90 139V138H89ZM88 139V140H89ZM217 139H219V138H217ZM234 139H232V142H233V144H236V143H234ZM243 139H241L240 140V142L242 143V140ZM36 140V141H35ZM52 140V141H53ZM60 140V139H59ZM64 140V139H63ZM76 141H77V139H75ZM161 140V139H160ZM176 140V139H175ZM183 140H182V142H183ZM250 140H251V138H250ZM9 141V140H8ZM19 141V140H18ZM50 141V140H49ZM65 141V140H64ZM63 141V142H64ZM164 141V140H163ZM223 141H227V140H223ZM237 141V140H236ZM235 141V142H236ZM244 141V140H243ZM47 143H49L48 142V140L46 141ZM54 142V141H53ZM66 142H68V140L66 141ZM75 142V141H74ZM189 142V141H188ZM237 142H239V141H237ZM30 143V144H31ZM55 143H57V142H55ZM54 143V144H55ZM68 143H70V142H68ZM67 143V144H68ZM79 143V142H78ZM211 143V144H210ZM8 144H9V142H8ZM25 144V143H24ZM58 144V143H57ZM57 144H55V145H57ZM65 144V143H64ZM73 144V143H72ZM175 144V143H174ZM178 144V143H177ZM238 144H240V143H238ZM22 145V144H21ZM27 145L29 146V144H28V142H27ZM41 145V146H40ZM51 145H53V144H51ZM69 145H71V144H69ZM74 145H79V144H77L76 142H75V144H73V146ZM153 145V144H152ZM187 145V144H186ZM213 145V144H212ZM252 145V144H251ZM1 146H2V144H1ZM42 146H44V147H42ZM50 146V145H49ZM81 146V145H80ZM178 146V145H177ZM176 146V147H177ZM220 146V145H219ZM237 146V145H236ZM247 146V145H246ZM13 147V146H12ZM24 147V146H23ZM22 147V148H23ZM31 147V146H30ZM53 147V146H52ZM67 147V146H66ZM75 147V146H74ZM79 147V146H78ZM173 147V146H172ZM188 147V148H189ZM222 147V146H221ZM220 147V148H221ZM32 148V147H31ZM47 148H49V150L47 149ZM178 148H179V146H178ZM185 148V147H184ZM186 148H187V146H186ZM6 150H7V148H5ZM4 149V150H5ZM8 149H9V147H8ZM15 149V148H14ZM14 149L12 150V151H14ZM47 149V150H46ZM54 149V148H53ZM76 150H78L77 149V147L75 148ZM181 149H182V147H181ZM25 149H23V151H24ZM31 150V149H30ZM32 150H33V148H32ZM70 150V149H69ZM204 150H207V149H204ZM236 150V149H235ZM9 151V150H8ZM8 151H6L7 153H8ZM11 150H10V152H12ZM16 151V150H15ZM27 151H29V149L27 150ZM27 151H26V153H27ZM36 151V152H37ZM186 151V150H185ZM210 151V150H209ZM238 151V150H237ZM17 152V151H16ZM19 152V151H18ZM18 152H17V154H18ZM29 152H31V151H29ZM33 152V153H34ZM201 152V153H202ZM207 152V151H206ZM6 153V155H8ZM52 153V152H51ZM209 153H211V152H209ZM11 154V153H10ZM20 154V153H19ZM29 154H31V153H29ZM39 154V153H38ZM44 154V155H45ZM47 154H49V153H47ZM53 154V153H52ZM186 154V153H185ZM205 153H203V155H204ZM5 155V154H4ZM5 155V156H6ZM40 155V154H39ZM117 155V154H116ZM193 155V156H192ZM196 155V154H195ZM202 155V154H201ZM201 155L199 156V158L201 157ZM21 157H22V155H20ZM25 156H27V158L26 159H28L29 157H31V156H29L28 154L27 155H25ZM32 156H34L33 154H32ZM53 156V155H52ZM18 157V156H17ZM190 157V156H189ZM2 158L3 157H1V160H2ZM5 158V157H4ZM43 158V157H42ZM107 158V157H106ZM6 159H7V157H6ZM30 159V158H29ZM184 159V158H183ZM191 159V158H190ZM194 159H196L195 157H194ZM4 160V159H3ZM57 160V159H56ZM243 160V159H242ZM35 161V160H34ZM59 161V160H58ZM19 162V161H18ZM223 162L224 161H222V164H223ZM173 163V162H172ZM220 163V162H219ZM251 163V162H250ZM258 163V162H257ZM15 164V163H14ZM4 165V164H3ZM233 165V164H232ZM240 165V164H239ZM2 166V165H1ZM12 166V165H11ZM14 166V165H13ZM142 166V165H141ZM230 166V165H229ZM253 166V165H252ZM255 166V165H254ZM8 167V166H7ZM6 167V168H7ZM188 167V166H187ZM218 167V166H217ZM234 167V166H233ZM26 168V167H25ZM190 168H191V166H190ZM250 169V168H249ZM6 170V169H5ZM214 171V170H213ZM218 171V170H217ZM1 172V171H0ZM215 172V171H214ZM244 172V171H243ZM2 173V172H1ZM7 173V172H6ZM80 173V172H79ZM229 173V172H228ZM8 174V173H7ZM202 175V174H201ZM223 175V174H222ZM229 175V174H228ZM7 176H9V174L7 175ZM11 176V175H10ZM6 177V176H5ZM34 177V176H33ZM224 177V176H223ZM238 177V176H237ZM250 180V179H249ZM219 184V183H218ZM239 184V183H238ZM24 185V184H23ZM217 185V184H216ZM223 185L224 184H222V186H220V187H223ZM224 188H225V186H224ZM245 188V187H244ZM248 188V187H247ZM235 203V202H234ZM225 205V204H224ZM252 205V204H251ZM242 206V205H241ZM210 210V209H209ZM246 210V209H245ZM213 212H214V210H213ZM212 212V213H213ZM217 214V213H216ZM223 214V213H222ZM218 215V214H217ZM214 216V221H215V219H216V223H217V218H215V216L216 215H213ZM182 217V216H181ZM219 217V216H218ZM242 218V217H241ZM207 219H209L208 221L210 222V220H211V218H207ZM207 221V222H208ZM213 221V220H212ZM211 221V222H212ZM213 221V222H214ZM211 222H210V224H208L210 227L214 224H211ZM218 223H220V222H218ZM243 223V222H242ZM207 224V223H206ZM206 224H204V225H206ZM231 224V223H230ZM201 225H202V223H201ZM209 226L206 228V229H209ZM214 226V225H213ZM204 227V226H203ZM221 227V226H220ZM247 228V227H246ZM188 229V228H187ZM212 228H210V230H211ZM214 232V231H213ZM240 232H242V231H240ZM245 232V231H244ZM181 233V232H180ZM199 233H201V232H199ZM217 233V232H216ZM214 234V233H213ZM193 235V234H192ZM200 235V234H199ZM222 235V234H221ZM245 235V234H244ZM190 236V235H189ZM210 236V235H209ZM219 236V235H218ZM246 236V235H245ZM211 238V237H210ZM149 240V239H148ZM213 240V239H212ZM215 240V239H214ZM233 240V239H232ZM257 240V239H256ZM199 241V240H198ZM188 242V241H187ZM175 243V242H174ZM201 243V242H200ZM197 244V243H196ZM202 244V243H201ZM204 244H206L205 242L203 243V245ZM227 244V243H226ZM243 244V243H242ZM250 245V244H249ZM200 246V245H199ZM216 246V245H215ZM257 246V245H256ZM150 247V246H149ZM187 247V246H186ZM228 247V246H227ZM202 248V247H201ZM229 248V247H228ZM200 249V248H199ZM212 249V248H211ZM213 249H214V247H213ZM224 249V248H223ZM222 249V250H223ZM207 251V250H206ZM226 251H227V249H226ZM196 252V251H195ZM197 252H199V251H197ZM196 255H198V254H196ZM231 257V256H230ZM206 262V261H205ZM207 264V263H206Z\"/></svg>","mask_w":264,"mask_h":264}]
</instances>
